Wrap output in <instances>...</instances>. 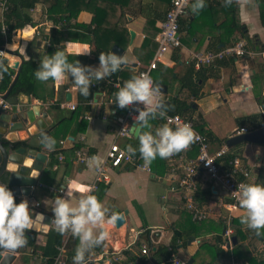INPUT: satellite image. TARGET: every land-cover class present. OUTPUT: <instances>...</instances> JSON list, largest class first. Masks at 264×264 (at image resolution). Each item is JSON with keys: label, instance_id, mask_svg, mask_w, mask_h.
I'll return each instance as SVG.
<instances>
[{"label": "crops", "instance_id": "obj_1", "mask_svg": "<svg viewBox=\"0 0 264 264\" xmlns=\"http://www.w3.org/2000/svg\"><path fill=\"white\" fill-rule=\"evenodd\" d=\"M155 1L157 0H130L121 11L116 10V14L123 13L119 21H116V17L110 16V11L107 14L109 15L107 23L117 22V25L127 32V38H121L126 43V47H122L124 43H117L118 47L124 50L122 56L126 58L127 63L122 65L118 73L112 75L119 79L120 86H123L125 81L131 79L137 70L146 66L151 60L152 56L147 61L149 50L145 52L141 46L145 38V23L153 16L151 8ZM193 3L191 2L188 6V14L193 12L191 9ZM233 3L232 23L235 31L229 40L221 41L215 49H221L238 40H246L248 47L255 51L253 55L227 58L217 61L211 67L202 68L204 77H202L203 80H199L198 92H191L194 88L191 83L195 78H192V82L188 81V71L189 68H192L194 72L198 70H195L191 64H185V60L188 59L190 52L213 50L210 44L218 42V38L222 36L223 27L220 28V24L225 16L222 6L218 5L210 10V19H200L190 32L183 31L179 34L181 47L166 52L154 73L156 83L166 87V93L161 100L162 110L168 114L176 101L186 103L191 110L189 117L195 123L197 132L210 143L211 150L225 144V140L235 135V132L241 128L249 132L264 127V56L259 54L264 51V27L259 20L256 0H233ZM48 6L49 2H38L32 8L33 10H29L31 22L28 25L37 27L41 31L40 36L31 37L32 29L26 26L16 33L11 44H7V48L12 53L15 51L19 53L24 61L30 57L41 61L45 56L48 45L42 35L49 27L47 21H53L49 18ZM92 17L90 11L81 10L75 18L67 22L68 24L65 20H58L56 23L61 21L66 25L65 38L60 45L63 47L64 44L72 41V47L63 48L66 56H83L89 60L96 58L97 61L89 65L98 68L99 54L95 53L96 48L94 44L88 42L85 32L67 28L71 23L91 25ZM189 18L193 19L191 15ZM160 23L157 21L155 26L159 27ZM239 29H243L244 32ZM129 31L134 33L131 43ZM254 36L256 40L251 41ZM244 37L246 39H242ZM12 45L14 47L11 48ZM112 47H107L108 53L111 52ZM6 60L7 65L12 68L13 63L19 60V56L7 55ZM76 60L78 59H68V62L75 63ZM105 80H93L92 83H99L100 87H90V99L80 102L78 90L74 87L70 76L60 81L50 79L47 82H41L36 79V98L17 96V104L11 106L9 112H15L19 106L30 108L38 105L40 112L48 114L50 124L37 133L33 124L23 129L7 131V124L3 125L0 122V132L4 133L3 140L14 146L25 145L27 149H31L33 147L29 145L30 139L36 135L41 138V133L47 134L56 141L53 151H49L41 144L46 159L43 164L36 162L34 168H32L33 160L27 156L17 155L11 151L8 157L12 161L14 170L23 166L26 169L21 174H28L37 180L33 193L23 199H27L29 207L45 217L53 216L54 199L57 196H63L69 181L74 180L79 187L87 189L95 180L94 169L79 164L75 158V150L82 149L91 157L98 156L102 164L109 145L117 138L114 135L125 110L102 96L103 90L111 91L110 86L103 85ZM66 89L69 91L65 92ZM68 103L76 107L80 106L79 104H85L87 109L84 114L79 113L75 117L77 108L70 110ZM55 105L58 108H54ZM37 121L39 127L43 128L42 121L40 119ZM150 123L152 124L150 130L153 133L156 128L163 125L157 119L150 120ZM138 134L136 136L131 134V139L118 138L117 144L120 147L131 144L134 148H138ZM34 142L39 143L37 139ZM77 145L79 146L75 149ZM229 152L237 154L241 165L249 169L248 184L264 185V144L242 143L229 149ZM180 153L187 158L195 156V150L189 148ZM52 154L55 156V162L51 165ZM59 157H62V160H59ZM53 166H55L54 169ZM148 167V171L130 165H122L115 169L108 168L109 181L96 183L97 187L91 194L98 197L108 213L103 229L97 228L95 232L99 234V231L105 230L109 233V237L100 247L86 253L87 262L106 264V261H110L111 264L115 262L122 264L126 261L122 251L126 250L138 259L145 257L144 264H156L152 254L155 247L169 246L175 230H184L187 225L197 223L192 221L187 212L182 209L179 192L170 190L175 182L169 171L167 159L157 157ZM194 182L196 187L194 201L200 208L208 211L210 216L195 224L199 228L194 238L185 242L177 239L174 250L176 256L185 264H246V259L242 256L240 258L233 256L226 261L221 258L214 260L213 239L222 234L224 229L222 224L230 214L233 230L240 229L244 235V240L239 244L244 248L245 256L249 254L256 262L264 261V229L261 230L260 235H256L254 231L248 230L240 223L244 213L240 209H228V199L217 181H211L204 173H201L195 177ZM84 194L87 193L76 191L72 199L73 206ZM124 212H126L125 221L120 227L107 223V218L112 213ZM41 223V231L38 230L27 236L25 252L16 254L17 259L12 264L44 263L45 258L42 257L40 249L46 244L49 230L55 227L50 222L48 226H45L46 218ZM217 224L220 225V229H216ZM31 238L37 249L29 246ZM71 239L73 240L70 242ZM78 243V239L71 233L65 234L61 245L56 248L58 254L53 264H60V262L73 264V260L70 263H66V260L75 255ZM141 244L151 246L145 256L140 253ZM236 244L237 238L234 244L231 243L230 248L221 247L223 250H232ZM198 252H201L200 257L194 260ZM116 253H118L117 258Z\"/></svg>", "mask_w": 264, "mask_h": 264}, {"label": "clouds", "instance_id": "obj_2", "mask_svg": "<svg viewBox=\"0 0 264 264\" xmlns=\"http://www.w3.org/2000/svg\"><path fill=\"white\" fill-rule=\"evenodd\" d=\"M231 2L232 0H225L226 5ZM205 6V0H195L191 9L193 13H198ZM65 47H72V41L64 44L53 54L44 56L34 75L41 82H47L50 79L60 81L70 76L74 87L85 98L90 95L93 80L107 79L127 63L124 56H118L114 52H101L98 56V68L82 65L79 60L69 63L65 51L62 50ZM6 54L0 52V56ZM5 72L7 67L3 61H0V79ZM160 95V85L155 84L148 73L133 75L131 79L123 83V86L117 85V91L113 93V103L120 109L137 105L134 110L138 115L133 118L134 123L131 128L139 133L137 136L139 145L138 148H134L131 144L127 145L124 154L131 158L138 151L145 167L151 165L157 157L167 159L187 150L199 139L197 133L188 124L179 125L173 129L165 123L156 128L154 133L150 130L152 129L150 120L156 119L157 116L160 119H171L166 116V111L162 110ZM139 105L144 107L140 108ZM40 143L49 151H53L56 141L47 134L41 133ZM100 166L98 156L88 158L89 169L99 170ZM76 191L87 194L81 195L73 206L72 199ZM93 191L92 187L87 189L79 187L73 180L68 182L67 191L63 196H57L54 199L53 218L50 224L61 235L71 233L79 241L75 248L73 264H87L86 253L100 247L109 237V233L105 230L99 231V234L95 232L97 228L103 229L108 210L97 196L91 194ZM235 194L239 198V207L244 212L240 223L248 230L254 231L256 235H260L261 230L264 229V185L241 183L237 186ZM119 219V214L112 213L108 216L107 223L115 224ZM37 220L43 222L45 216L35 214V220H33L28 200L22 199L19 204L15 203L14 194L7 184H0V249L15 253L24 248L27 245L26 231L32 229ZM106 264L111 262L106 261Z\"/></svg>", "mask_w": 264, "mask_h": 264}, {"label": "trees", "instance_id": "obj_3", "mask_svg": "<svg viewBox=\"0 0 264 264\" xmlns=\"http://www.w3.org/2000/svg\"><path fill=\"white\" fill-rule=\"evenodd\" d=\"M7 4V11L4 13V20L2 23L0 22V47H3L5 44H11L12 38L16 35V33L20 30H23L27 24H30L31 17L29 14V10L34 7V5L38 2H49L48 6V14L49 18L53 20V23H56L58 20H65V23L69 22L72 18H75L77 14L81 10H88L92 13V21L91 25H84V24H78V23H71L67 28L76 29L78 31L85 32L88 42L90 44H94L96 50L95 53L100 54L101 52L108 53L107 47L111 46H118L117 43L121 42L124 43V40L121 38H127V32L123 29H121L117 22L110 24L107 23V14L110 11L111 17H116V21H119L120 17L122 16V12L116 14V10H122L125 8L130 0H5ZM258 4V10H259V20L261 25L264 27V0H256ZM171 0H157L155 1L154 6L151 8L153 12V16L151 19H147L145 23V38L142 43V49L149 50V54L147 55V61L150 59L151 56H153L154 51L157 48V43L155 42V37L157 33L159 32V27L155 26V23L162 22L164 20L165 14L167 10L169 9ZM194 2L195 0H190V3ZM163 8H161V6ZM205 7L200 10L198 13H186V15L179 19V29L178 34H180L183 31L190 32L192 29H194L193 26L196 27L198 20L203 18L210 19V10L218 5H221L224 11V20L220 24V28L223 27V34L221 37L218 38V42L214 44H210L211 48H216L218 46V43L221 41H227L229 40L230 36L234 33L235 29L233 28L232 23V15L234 10V3L233 0L231 4L225 3V0H205ZM189 6V5H188ZM189 8H187L188 12ZM192 16V20H190L189 16ZM68 24V23H67ZM161 24V23H160ZM4 25L6 27V31L2 33L1 27ZM93 26V27H92ZM66 25L63 24L61 27L57 28H51L48 31L47 39L49 41V45L46 48V55H51L58 49H61L62 46L60 43L64 41V32H65ZM242 32L243 29H239ZM241 32V33H242ZM121 34V35H120ZM243 34V33H242ZM223 37V38H222ZM22 38V37H21ZM180 38V37H179ZM246 39V37L242 38ZM256 40V37L254 36L251 41ZM122 47H126V43L122 45ZM63 50V49H62ZM152 58V57H151ZM68 59H78L79 61L85 62L82 65L88 66L92 62L97 61L96 58L89 60L86 57L83 56H70L67 55ZM1 61H3L4 65L7 67V72L3 74V78L0 82V93H4L9 88L13 77L15 75V71L10 68L7 65L6 58H2ZM40 61H37L36 59L30 57L28 60L24 61L20 67V71L18 73V76L10 89V96L17 97L20 95L28 96V97H35L36 98V77L34 75L35 71L39 67ZM204 72L203 69L198 70L197 72H194L192 68H189L188 74V81L192 82V78H195V80L191 83L193 85L192 93H197L199 88V80H203L202 77L204 75L202 74ZM118 73V72H117ZM157 81L155 80V84ZM91 92L88 98H85L82 96L78 91V99L80 102H86L90 99ZM80 106L76 107L75 110V117L79 115V113L84 114L87 106L85 104H79ZM54 108H58L57 105L54 106ZM173 109V110H172ZM170 109L169 113L170 115H180L183 117H189V111L190 108L187 106L186 103L176 101L173 104V108ZM74 114V112H73ZM162 122V121H161ZM130 141V140H128ZM79 145L75 146V149L78 148ZM73 149V151L75 150ZM90 151H88L89 153ZM138 152V151H137ZM90 154V153H89ZM237 155V154H236ZM54 154L51 155L50 163L51 165L54 164L55 158ZM231 158V155L230 157ZM213 224V223H212ZM223 228L225 227V223L222 224ZM199 226H195L194 223L191 225H187V228L184 230H175L174 235L171 239V242L169 246L172 250H175V247L177 245V239L182 240L185 242L188 239L194 238V235L196 231H198ZM213 228V225H212ZM216 229H220V225L217 224ZM65 235V234H64ZM64 235H61L58 233L55 228L50 229L47 237H46V244L43 248L40 249L42 257L45 258V261L43 264H53L56 255L58 254L57 247H59L62 243ZM233 235L237 238V244L233 246L232 250H223L222 249V237L221 234L219 236H215L213 239V250L215 252L214 254V260L216 259H224L229 260L231 257L234 256V258H240L245 257L246 264H264V261L256 262V260L247 254L245 256L244 248L239 244L241 241L244 240V235L241 233L240 229H234ZM73 239L69 240L70 242ZM29 246L33 247L34 249H37V247L33 244L32 238L29 240ZM167 247L163 245H158L155 247L153 251V256L155 257V263L156 264H169L163 262L165 257L168 256L169 252L167 251ZM149 251L151 249V246H148ZM123 254H125L126 261H124L122 264H134L135 262L137 264H144L146 262V258L143 257L141 259H138L136 256L132 255L129 251H122ZM121 252V253H122ZM87 256V255H86ZM145 256V255H143ZM73 256H71L69 259L67 258L66 263L72 262ZM111 258V257H110ZM236 260V259H235ZM113 262V261H112ZM113 264H117L116 262Z\"/></svg>", "mask_w": 264, "mask_h": 264}, {"label": "built area", "instance_id": "obj_4", "mask_svg": "<svg viewBox=\"0 0 264 264\" xmlns=\"http://www.w3.org/2000/svg\"><path fill=\"white\" fill-rule=\"evenodd\" d=\"M190 3V0H171L169 9L167 10L164 20L161 22L159 27V32L155 37L157 43V48L153 53V56L150 62L137 70L135 75H140L142 73H148L155 83L154 73L157 69V65L161 62L163 55L173 49H178L181 47V42L178 34L179 29V19L184 17L187 13V8ZM33 10V9H30ZM7 11V4L5 0H0V22L4 20V13ZM49 28L61 27L63 22L59 21L58 23H53L52 21H47ZM28 27V24L26 25ZM25 26V27H26ZM31 37H37L41 35V31L37 27H31ZM48 29L45 32L44 40L47 45L49 41L47 39ZM2 33L6 31V27L2 25ZM7 44L3 47H0V52L7 53L6 55L0 56V61L2 58H6L7 55H14L13 53H8ZM254 50L248 47L246 40H238L233 44L222 47L221 49L207 50L204 52H190L188 59L185 60V64H191L195 70H200L202 68L211 67L217 61H221L227 58H241L249 57L254 54ZM264 56V51L259 53ZM16 56V55H15ZM13 69V67H12ZM15 72L16 70L13 69ZM2 79H0L1 82ZM104 86H110L111 91H102V96L113 103L114 97L113 93L117 91V85H120V81L117 77H109L103 82ZM100 87L99 83L93 82L91 88ZM69 90L66 89L65 92ZM6 92V91H5ZM4 93H0V107L5 111L11 110V105H9L4 99ZM163 94L160 95L159 99L162 100ZM114 104V103H113ZM116 105V104H115ZM70 110H74L76 105L70 103L67 104ZM117 106V105H116ZM137 105H133L130 108H126L123 118L119 119V127L115 132V139L112 142L106 152L104 162L100 164L99 170L94 169L95 180L90 187L96 189V183L99 182H108L109 175L107 169H115L122 165H130L134 168H141L145 171L149 170V167H145L144 161L141 159L140 154L136 153L135 156L131 158L128 155L124 154L126 147H120L117 144L118 138L122 139H131L130 127L133 126V118L138 115L134 110ZM140 108H143V105H139ZM166 116L169 119H160L157 116V120L162 121L163 124L168 123L170 127L175 129L179 125L188 124L192 129L197 133L199 139L193 143L189 149L195 150L194 157H185L184 154L178 153L169 158H167V165L170 173L173 175V181L175 184L170 188L173 192H179L182 209L190 214L192 221L202 222L206 220L210 214L208 211L200 208L194 201V194L196 192L194 179L198 174L204 173L208 179L211 181H217L222 190L224 196L228 199V209L235 210L240 209L238 203V196L235 194L237 191V186L241 183H248L249 179V169L241 165V161L238 155L232 154L229 152V149L222 144L218 148L211 150L210 143L207 139L197 132L195 128V123L191 118L183 117L180 115H170L166 113ZM247 129L241 128L235 132L246 133ZM75 158L79 164L87 166V160L91 156L84 152L82 149L75 150ZM231 155V158H229ZM59 160H62V157H59ZM53 169L55 166L52 167ZM37 206V205H36ZM244 213V212H243ZM233 236V226L232 218L229 214L225 218V227L222 231V247L230 248L231 246V237ZM169 252L168 256L165 257L163 262L169 264H185L180 258L176 256L171 247H167ZM149 248L145 244L140 245L141 255H147ZM118 253H116V258ZM60 264H64L60 262ZM225 264V263H221Z\"/></svg>", "mask_w": 264, "mask_h": 264}, {"label": "water", "instance_id": "obj_5", "mask_svg": "<svg viewBox=\"0 0 264 264\" xmlns=\"http://www.w3.org/2000/svg\"><path fill=\"white\" fill-rule=\"evenodd\" d=\"M130 34V43L133 41L134 33L133 31H129ZM8 53H12L10 50H7ZM111 52H114L118 56H122L124 50L119 48L118 46H113ZM14 55L19 56V60L15 61L12 65L13 69L16 70L13 80L3 95V99L11 106L17 104V97L10 96L9 92L12 88L18 73L20 71V67L23 63V59L19 53L16 51L13 52ZM126 68V67H125ZM161 87V94L166 93V87L164 85L158 84ZM69 99L70 96L68 95ZM161 101V100H160ZM162 108L163 102L161 101ZM41 120L44 124L43 128H40L37 120ZM0 122L7 124V131H15L16 129H23L30 125H34L36 127V132L40 133L44 130V128L50 124L48 121V114L40 112V107L38 105H33L30 108L19 106V108L15 112L5 111L0 107ZM1 125V126H3ZM130 133L136 136L138 134L137 130L134 128H130ZM4 133L0 132V184H7L8 188L13 192L15 197V203L19 204L24 197H29L33 193V188L37 184V180L35 178L30 177L28 174H21L26 168L23 166L18 167L17 170L12 168V161L8 159L9 153L14 151L15 154L21 156H27L33 160L32 168H34V164L36 162L44 163L46 156L44 151L41 149L40 137L35 136L32 137L29 141V145L33 148L27 149L25 145L14 146L3 140ZM38 140L39 143H35V140ZM242 143H252V144H264V127L258 128L253 131H249L246 133H238L228 137L225 140V146L228 149H231ZM31 218L35 220V214H42L35 212L32 208L29 207ZM126 212L120 213V219L114 224L115 227H120L124 223V216ZM46 220L49 219L51 222L53 216L50 218L45 217ZM41 221H36L35 225L32 229L26 231V236L31 235V233L36 232L38 230L41 231ZM236 241L235 236L231 237V242L234 244ZM26 247V246H25ZM25 247L17 250L15 253L5 252L3 249H0V264H12L17 259L16 254L24 253ZM87 264H92L91 262H87Z\"/></svg>", "mask_w": 264, "mask_h": 264}, {"label": "rangeland", "instance_id": "obj_6", "mask_svg": "<svg viewBox=\"0 0 264 264\" xmlns=\"http://www.w3.org/2000/svg\"><path fill=\"white\" fill-rule=\"evenodd\" d=\"M187 214L190 216V214L187 212ZM195 224H198V223H195ZM194 224V225H195ZM196 226V225H195ZM200 254H201V252H198L195 256H194V260H197L198 259V257H200Z\"/></svg>", "mask_w": 264, "mask_h": 264}, {"label": "bare ground", "instance_id": "obj_7", "mask_svg": "<svg viewBox=\"0 0 264 264\" xmlns=\"http://www.w3.org/2000/svg\"><path fill=\"white\" fill-rule=\"evenodd\" d=\"M48 223H49V219L46 220V223L44 225H47L48 226Z\"/></svg>", "mask_w": 264, "mask_h": 264}]
</instances>
